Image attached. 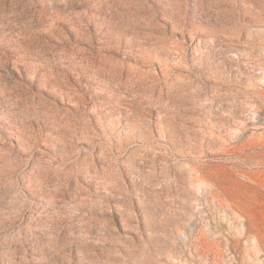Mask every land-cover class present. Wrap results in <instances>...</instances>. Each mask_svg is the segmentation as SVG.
<instances>
[{
  "label": "rangeland",
  "instance_id": "374dc122",
  "mask_svg": "<svg viewBox=\"0 0 264 264\" xmlns=\"http://www.w3.org/2000/svg\"><path fill=\"white\" fill-rule=\"evenodd\" d=\"M0 264H264V0H0Z\"/></svg>",
  "mask_w": 264,
  "mask_h": 264
}]
</instances>
